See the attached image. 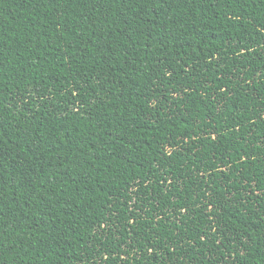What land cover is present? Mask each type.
Here are the masks:
<instances>
[{
	"label": "trees",
	"instance_id": "obj_1",
	"mask_svg": "<svg viewBox=\"0 0 264 264\" xmlns=\"http://www.w3.org/2000/svg\"><path fill=\"white\" fill-rule=\"evenodd\" d=\"M0 264H264V0H0Z\"/></svg>",
	"mask_w": 264,
	"mask_h": 264
}]
</instances>
